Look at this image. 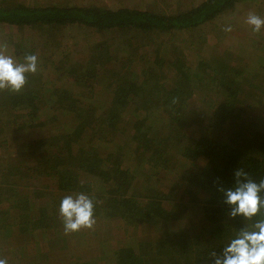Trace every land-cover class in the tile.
<instances>
[{"label":"trees","instance_id":"trees-1","mask_svg":"<svg viewBox=\"0 0 264 264\" xmlns=\"http://www.w3.org/2000/svg\"><path fill=\"white\" fill-rule=\"evenodd\" d=\"M246 1L252 0H203L176 14L9 2L0 4V26L50 36L74 27L98 34L136 31L159 39L197 30ZM98 61L66 71L73 91L50 90L29 74L20 94L0 92V206L7 205L0 207V244L5 246H0V258L11 264L12 257V264H21L28 247L25 239L40 234L53 249L49 254L38 251L26 264H211V253L219 254L251 223L229 218L221 189L234 187L240 168L257 183L264 179V127L254 112L264 104V68L247 78L242 67L219 62L214 67L201 60L190 70L173 63L174 79L157 68L142 81L125 68L123 77L109 80L113 88L108 90L99 85L103 76L98 66L106 63ZM96 87L107 94L99 106L89 104ZM45 92L48 97H43ZM192 101L201 105L192 107ZM46 106L73 116L74 122L59 125L53 115L51 123L59 125L55 134L25 140L28 129L45 127L40 117ZM187 130H192L189 135ZM162 172L179 174L167 193L160 189ZM44 178L56 186L50 190L52 200L38 207L42 191L24 181ZM81 192L94 199L96 220L122 221L131 242L114 248L111 239L99 241V254L93 255L95 234L81 230L65 235L61 200ZM165 202L171 203L169 209ZM190 210L209 223V232L174 227ZM142 226L157 231L145 229L153 239L134 237Z\"/></svg>","mask_w":264,"mask_h":264},{"label":"rangeland","instance_id":"rangeland-1","mask_svg":"<svg viewBox=\"0 0 264 264\" xmlns=\"http://www.w3.org/2000/svg\"><path fill=\"white\" fill-rule=\"evenodd\" d=\"M201 1L203 0H0V4H7L9 2H20L32 6L74 4L102 6L110 9L132 8L164 14H176L199 4ZM249 12H255L264 17V0L246 1L239 4L235 12L224 13L212 23L204 25L197 30L162 36L159 39L158 37L149 36V38H152L151 40L148 36L139 34L136 31H113L108 34H98L93 33L92 30L77 27L73 29L60 28L50 36L46 31L38 34L27 28L19 31L16 27L2 25L0 26V42L8 43L9 53L18 62H22L24 56L27 54L37 55L39 64L38 72L33 77L34 81L36 82L40 79V82L44 84L43 86L50 90L57 88L73 91V84L70 83L73 82L71 81L72 78L64 77L66 71L70 70L72 66L79 67L80 64H89L90 61L99 62V58H102V63H106L104 66H98V69H101L100 75L103 76H101L103 80L99 85L100 87H107L108 90H112L113 88L110 87L112 85L109 80L123 77L128 68L140 81L144 77H152L150 73H153V71L155 73L157 68H162L164 73L168 75V79H174L177 67L176 65L172 66L173 63H177V65L181 64L185 69L190 70L194 66H197L201 60H206L209 66L214 67L216 66L215 62H219L222 65L232 64L238 66V68L242 67L244 71L246 70L247 75L245 76L252 78L254 73L264 68V28L261 29L259 34L254 35L252 33L250 26L245 23ZM229 25L233 28V31L230 33L223 30ZM104 46H106V49ZM107 51H109L108 55L111 56V60L109 61L105 59L108 56H105ZM246 65L250 66L245 67ZM125 68L127 69L125 70ZM62 70H64V73H62ZM208 71L210 72L209 69ZM50 83L55 86L52 88ZM104 89H100L99 87L94 88V92L90 96L93 101L89 104L97 106L100 101L102 102L107 95L104 93ZM45 93L43 97H48V92ZM52 99L54 101L57 100V96H51ZM194 100L199 101L197 97ZM195 101L191 102L190 105L192 107L197 106V104L201 105V103H195ZM49 107L46 106L41 110L42 116L40 118L45 122V127L43 129H28V132L23 136L25 140L46 138L55 134L59 129V125L74 122L73 116L55 113ZM254 112L255 115L261 118V124L264 127V104L257 105ZM53 115L59 120V125L51 123ZM191 131L187 130L186 133L189 135ZM130 145H132L131 142H129V148ZM158 180H162L160 189L167 193L171 189L169 188L170 186L174 188V184L178 183L179 174L172 173L168 175L162 172ZM36 181L29 183L25 180L24 182L31 187L30 189L38 188L42 191V197L36 201V204L38 207H43L52 200L50 190H54L53 187L55 188L56 185L54 181L47 178L39 182L37 181L38 183L35 184ZM44 186H49L51 189H41ZM21 191L27 192L24 189H21ZM163 204L166 209L171 207V203L169 202ZM6 206L0 207L4 208ZM183 221L181 224L179 221L175 222L174 227L180 228L183 226L191 228V226H195L198 227V230H191L192 232L194 231L193 233H198L202 228L207 229L209 232L210 225L204 221L199 212L194 210L188 211ZM142 227L144 228H140L134 237L145 239L146 241L149 238L153 239L154 235L148 231H157L148 226ZM147 228L151 229L146 231L145 229ZM127 230L122 221L97 220L94 229L83 231L88 235L95 234L94 236L98 240V243L93 246L95 250L93 255H98L99 241L111 239V244L114 248L120 242H131L133 237H129V234H126ZM39 236L40 234L36 238L31 239V241L34 240L31 244H27V246L33 248L34 253H31V256H29L31 251L27 247V252H29L25 257L20 259L22 264L34 260L35 252L37 251L41 250V253L49 254L53 249V246H49L48 241L41 240ZM0 246L5 247L3 243ZM109 251H112V249H109ZM10 261L12 264V257Z\"/></svg>","mask_w":264,"mask_h":264},{"label":"clouds","instance_id":"clouds-1","mask_svg":"<svg viewBox=\"0 0 264 264\" xmlns=\"http://www.w3.org/2000/svg\"><path fill=\"white\" fill-rule=\"evenodd\" d=\"M245 23L252 33L259 34L264 28V17L249 12ZM232 32L229 25L223 29ZM39 58L35 54H27L22 62H18L9 53L7 42H0V92L20 94L26 86L27 76L38 72ZM225 197L224 203L229 206L230 219L242 218L246 224L237 236L217 254L211 253V264H264V179L258 183L250 178L243 169L235 171V185L230 189H221ZM59 216L65 235L81 230L94 229L95 202L85 193L65 196L60 203ZM260 216L259 219H255ZM0 264H8L6 258H0Z\"/></svg>","mask_w":264,"mask_h":264},{"label":"crops","instance_id":"crops-1","mask_svg":"<svg viewBox=\"0 0 264 264\" xmlns=\"http://www.w3.org/2000/svg\"><path fill=\"white\" fill-rule=\"evenodd\" d=\"M37 236H38V235H36L34 238H36ZM39 238H40V236H39ZM33 241H34V240H33ZM33 241H31V239H27V240L25 239L24 243H25L26 245H27V244L29 245V244H31V242H33ZM28 248H29V251H31L30 254H29V256H31V253H34V252H33V248H31V247H29V246H28ZM26 251H27V250H26ZM29 251H28V252H29ZM28 252H26L25 256L27 255ZM40 252H41V251H40ZM36 253L38 254V251L35 252V254H36ZM25 256H24V257H25ZM101 256H103V255H101ZM105 258H106V257H105ZM20 263L22 264V262H20Z\"/></svg>","mask_w":264,"mask_h":264}]
</instances>
